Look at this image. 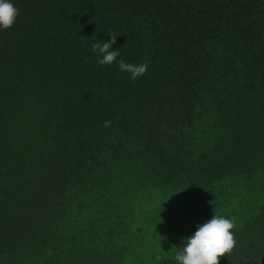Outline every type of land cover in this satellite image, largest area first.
<instances>
[{"label":"trees","instance_id":"trees-1","mask_svg":"<svg viewBox=\"0 0 264 264\" xmlns=\"http://www.w3.org/2000/svg\"><path fill=\"white\" fill-rule=\"evenodd\" d=\"M10 2L0 264H177L213 214L235 224L220 264H259L264 0ZM109 35L120 55L101 65Z\"/></svg>","mask_w":264,"mask_h":264},{"label":"clouds","instance_id":"clouds-1","mask_svg":"<svg viewBox=\"0 0 264 264\" xmlns=\"http://www.w3.org/2000/svg\"><path fill=\"white\" fill-rule=\"evenodd\" d=\"M18 15V9L10 0H0V29L10 28ZM107 42H95L91 45L92 51L97 53L102 59L101 65H110L117 62L120 55L112 45L116 42V35ZM121 71L131 74V79L135 80L142 77L148 69L147 63L132 64L118 61ZM110 121H105L104 126L108 127ZM235 227L234 221L223 216L212 215V217L202 224L196 226L194 234L184 240L182 251L175 255L177 264H220V258L230 256L236 247L235 234L232 231ZM157 259H161L157 257ZM247 264V259L243 260Z\"/></svg>","mask_w":264,"mask_h":264},{"label":"flooded vegetation","instance_id":"flooded-vegetation-1","mask_svg":"<svg viewBox=\"0 0 264 264\" xmlns=\"http://www.w3.org/2000/svg\"><path fill=\"white\" fill-rule=\"evenodd\" d=\"M263 256H264V255H263ZM263 256H261V258H262ZM261 258H260V261H261ZM260 261H259V264H261ZM240 264H243V261H242V260H240ZM247 264H255V262H250L249 260H247Z\"/></svg>","mask_w":264,"mask_h":264},{"label":"water","instance_id":"water-1","mask_svg":"<svg viewBox=\"0 0 264 264\" xmlns=\"http://www.w3.org/2000/svg\"><path fill=\"white\" fill-rule=\"evenodd\" d=\"M260 263H261V264H264V256L261 258Z\"/></svg>","mask_w":264,"mask_h":264}]
</instances>
